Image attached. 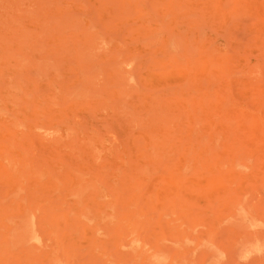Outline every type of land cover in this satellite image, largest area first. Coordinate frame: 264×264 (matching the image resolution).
Returning <instances> with one entry per match:
<instances>
[{
  "label": "rangeland",
  "instance_id": "rangeland-1",
  "mask_svg": "<svg viewBox=\"0 0 264 264\" xmlns=\"http://www.w3.org/2000/svg\"><path fill=\"white\" fill-rule=\"evenodd\" d=\"M0 264H264V0H0Z\"/></svg>",
  "mask_w": 264,
  "mask_h": 264
}]
</instances>
